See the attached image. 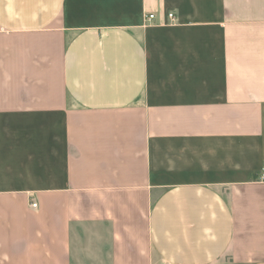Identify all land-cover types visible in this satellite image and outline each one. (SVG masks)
Segmentation results:
<instances>
[{
	"label": "crops",
	"instance_id": "obj_1",
	"mask_svg": "<svg viewBox=\"0 0 264 264\" xmlns=\"http://www.w3.org/2000/svg\"><path fill=\"white\" fill-rule=\"evenodd\" d=\"M67 1L0 0V264H264V0Z\"/></svg>",
	"mask_w": 264,
	"mask_h": 264
},
{
	"label": "rangeland",
	"instance_id": "obj_2",
	"mask_svg": "<svg viewBox=\"0 0 264 264\" xmlns=\"http://www.w3.org/2000/svg\"><path fill=\"white\" fill-rule=\"evenodd\" d=\"M66 13L76 26H82L90 23H108L116 22L117 18L102 17L100 13L91 9L92 0H68ZM66 14V15H67ZM119 20H122L121 18Z\"/></svg>",
	"mask_w": 264,
	"mask_h": 264
},
{
	"label": "built area",
	"instance_id": "obj_3",
	"mask_svg": "<svg viewBox=\"0 0 264 264\" xmlns=\"http://www.w3.org/2000/svg\"><path fill=\"white\" fill-rule=\"evenodd\" d=\"M167 16L170 19V22H173L176 19L175 15H174V13L172 11H168L167 12ZM153 18H154V14L153 13H149V14L146 15V21H149V20H151ZM261 179L264 180V173L261 174ZM36 205H37L36 202L32 201L31 206L32 207H36Z\"/></svg>",
	"mask_w": 264,
	"mask_h": 264
}]
</instances>
